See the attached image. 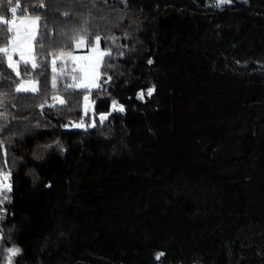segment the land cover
<instances>
[{
    "label": "trees",
    "instance_id": "trees-1",
    "mask_svg": "<svg viewBox=\"0 0 264 264\" xmlns=\"http://www.w3.org/2000/svg\"><path fill=\"white\" fill-rule=\"evenodd\" d=\"M19 3L48 37L87 20L111 56L88 115L70 79L63 105L40 108L54 95L46 53L35 93L0 67V264L13 247L12 264H264V0Z\"/></svg>",
    "mask_w": 264,
    "mask_h": 264
},
{
    "label": "snow or ice",
    "instance_id": "snow-or-ice-1",
    "mask_svg": "<svg viewBox=\"0 0 264 264\" xmlns=\"http://www.w3.org/2000/svg\"><path fill=\"white\" fill-rule=\"evenodd\" d=\"M29 0H24L27 4ZM231 0H219L215 6L219 7L222 3H230ZM44 8L43 4L35 7L33 12H39ZM19 10V15H18ZM11 14V18H6L4 13ZM47 15V13H45ZM67 15V14H65ZM87 20H84L83 25L71 29L69 32H61L60 39L54 37H48L47 27L48 20H41L40 15H28L26 10L21 8L19 0L15 6H12V0H8L7 5L0 4V43L4 46L0 47V67L4 64L7 65V69H10L9 75L15 73L13 80L15 81V92L16 93H35L38 91L37 83L33 81L32 74L29 72V68L35 72L38 68L41 71L38 75H43L47 71V67H41L43 64L42 59H38V54H47L51 57L50 65L52 72V90L54 95L52 96V104H48L45 101L44 104L40 105L43 110L45 106L56 107L58 101L59 104L63 105L65 101L61 99L55 93L57 89V81L71 80V83H64V91L68 92L69 89L79 90L83 95L84 100V114L88 115L89 110V95L93 89H99L100 85L98 81L101 79V73L99 71L102 61L106 56H111V50L102 51L99 47L101 37L96 35L94 38L90 37L89 30L87 28ZM43 24L44 32H39L40 26ZM87 38V39H86ZM113 42L115 38H111ZM82 48H87V54L75 55L74 51H79ZM66 49H72L66 51ZM123 55V53H120ZM59 62V64H58ZM151 63V61H149ZM68 64L72 65L71 75L65 71ZM21 67H23V74L21 73ZM108 80L111 79L109 76ZM107 81L105 80L104 83ZM47 84V76H45V85ZM154 91L153 88L148 89V95L151 96ZM11 93L5 92L0 93V108L4 106V99ZM139 98L143 99V93L140 94ZM113 109L116 111L123 112V105L118 104L116 101L112 102ZM95 115V113H93ZM0 118L6 119V115L0 112ZM108 117L104 114L99 115V122L103 125L104 121ZM80 124L74 125L75 127H81ZM91 127L96 126V120L93 119L90 125ZM4 180L8 177L4 176ZM11 191V185L6 183H0V194L3 192ZM8 200L7 195H3L0 198V204ZM0 219H3L0 216ZM3 244L0 243V251H3ZM7 264H12V258L19 252V248H8L6 250ZM163 253H157L156 259L159 260Z\"/></svg>",
    "mask_w": 264,
    "mask_h": 264
},
{
    "label": "rangeland",
    "instance_id": "rangeland-1",
    "mask_svg": "<svg viewBox=\"0 0 264 264\" xmlns=\"http://www.w3.org/2000/svg\"><path fill=\"white\" fill-rule=\"evenodd\" d=\"M87 54V53H86ZM57 103H58V101H57ZM88 104H89V110L91 109V107H92V104L90 103V101H88ZM91 125V124H90ZM75 127V126H74ZM74 127H72V128H74ZM76 128V127H75ZM4 176H7V175H5V174H0V183H6V184H9V182H8V179L7 180H4L3 179V177ZM4 193V192H3ZM2 193V194H3ZM2 194H0V196L2 195Z\"/></svg>",
    "mask_w": 264,
    "mask_h": 264
}]
</instances>
